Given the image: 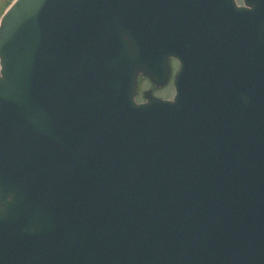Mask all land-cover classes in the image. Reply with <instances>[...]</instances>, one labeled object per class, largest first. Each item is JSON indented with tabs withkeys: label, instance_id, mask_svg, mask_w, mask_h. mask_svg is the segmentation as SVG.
Returning <instances> with one entry per match:
<instances>
[{
	"label": "water",
	"instance_id": "obj_1",
	"mask_svg": "<svg viewBox=\"0 0 264 264\" xmlns=\"http://www.w3.org/2000/svg\"><path fill=\"white\" fill-rule=\"evenodd\" d=\"M15 0L0 23V264H264V0ZM179 61L172 101L163 87Z\"/></svg>",
	"mask_w": 264,
	"mask_h": 264
},
{
	"label": "rangeland",
	"instance_id": "obj_2",
	"mask_svg": "<svg viewBox=\"0 0 264 264\" xmlns=\"http://www.w3.org/2000/svg\"><path fill=\"white\" fill-rule=\"evenodd\" d=\"M11 0H0V18L5 11V9L8 7ZM238 4H241V0H236ZM170 67H171V76L168 79V84L164 86L163 88H155L152 87V85L149 83V81L146 78H139L138 79V87H137V96L136 101L142 102L144 101L142 97V93L144 91H147L149 89H152L153 96L162 98V99H170L172 95L174 94V88H173V77L174 74L178 68V63L174 59L170 61Z\"/></svg>",
	"mask_w": 264,
	"mask_h": 264
}]
</instances>
